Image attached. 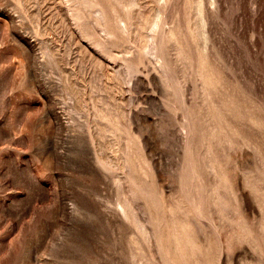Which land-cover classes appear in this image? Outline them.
<instances>
[{"label":"rangeland","instance_id":"374dc122","mask_svg":"<svg viewBox=\"0 0 264 264\" xmlns=\"http://www.w3.org/2000/svg\"><path fill=\"white\" fill-rule=\"evenodd\" d=\"M199 263L264 264V0H0V264Z\"/></svg>","mask_w":264,"mask_h":264},{"label":"bare ground","instance_id":"6f19581e","mask_svg":"<svg viewBox=\"0 0 264 264\" xmlns=\"http://www.w3.org/2000/svg\"><path fill=\"white\" fill-rule=\"evenodd\" d=\"M200 12H202V5H201V7H200ZM201 21H202V20H201ZM179 53L182 55V52H179ZM218 126H219L220 129H222V126H221V125H218ZM183 127H184V126H183ZM185 133H186V132H185ZM218 185H219V184H218ZM219 187H220V185H219ZM170 208H171V207H170ZM172 208H173V207H172ZM246 234H247V233H245V236H246ZM245 236H244V237H245ZM191 239H192V237H191ZM193 240H194V239H192L191 241L193 242ZM194 241H195V240H194ZM189 242H190V241H189ZM204 262H205V261H204ZM199 264H201V263H199Z\"/></svg>","mask_w":264,"mask_h":264}]
</instances>
